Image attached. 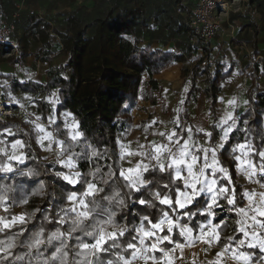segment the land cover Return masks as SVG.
I'll return each mask as SVG.
<instances>
[{"label": "trees", "instance_id": "1", "mask_svg": "<svg viewBox=\"0 0 264 264\" xmlns=\"http://www.w3.org/2000/svg\"><path fill=\"white\" fill-rule=\"evenodd\" d=\"M248 1L250 5L263 8V17L261 24L255 20L248 22L246 26L251 33L247 31L242 38L237 37L241 42L247 41L252 50V62L247 63L248 68L251 67L247 107L236 117V129L230 134L228 144L218 152L222 165L228 168L233 178V186L238 189V200L239 192L245 191V188L239 180L231 146L237 142L250 141L256 150H264V86L260 88L258 79L260 76L264 79V62H261L263 65L260 67L259 60L253 61L260 55L258 33L264 30V0ZM20 2L22 0H0V17L9 18L14 13L18 14L17 29L9 38L14 44L0 42V62L23 64L35 46L34 55L46 65L45 79L44 82L33 79L20 81L0 71V77L8 79V84H0V96L8 99V92L40 96L36 99L38 111L43 120L46 118L45 113L53 117V127L59 136H64L62 147L74 161L80 173V183L70 184L63 180L57 173H70L68 169L62 163L41 156L40 147L36 144V129L28 121H0V131L12 128L14 133L9 135V139L19 138L23 142L25 154L22 162L12 164L13 172H0V197L6 195L8 206H18L20 214L27 216V223L17 224L12 229V233L24 229V234L17 238V247L12 250L13 257L28 252L24 246L27 238L41 228L46 234L56 228L68 229V224L56 222L58 214L62 215L61 209L70 206L68 194L79 192L85 181H91L103 189L95 197L99 205L97 211L109 209L115 212L116 221L121 226L126 225L131 229L140 223L143 216H149L150 219L158 217L160 209L165 206L154 201L151 192L168 191L162 187L169 183L167 174L159 171L145 173L152 183L139 192L127 187V181L119 174L121 156L117 138L119 134L127 137L136 127L131 110L138 100L160 105L161 110L164 109V102L161 101L163 85L153 76L172 63L185 62L193 49L200 47L206 55L191 68L190 85L173 118L176 120L179 117L181 129L191 127L195 137L201 134L195 132L188 110L189 104L201 92L208 99V127L214 137L211 143L215 145L219 141L220 129L214 127L219 122L217 108L222 83L231 74L232 68L222 70L217 66L212 69V61L200 66L202 61L209 58L210 51L208 42L202 40L190 23L198 0H190L189 3L184 0H94L91 6L76 4L56 15L35 8H21L18 6ZM146 32L156 33L163 43L171 42V46L154 48L150 43L141 46ZM58 54L63 55L64 59L55 65L53 60ZM187 74L188 69L182 68L181 75ZM196 77H201L203 87L195 81ZM54 92L55 100L52 99ZM45 97L51 100L47 101ZM62 112L70 114L76 121L77 130L82 134L77 140L64 134ZM145 122L142 120L138 126L143 128ZM93 151L97 153L96 156L92 155ZM254 158L259 160L258 157ZM6 161L1 153L0 164ZM220 183L227 184L223 180ZM116 192L120 193L117 199L123 198L125 201L122 207L103 199ZM140 199L152 201L155 207L141 205ZM198 199L200 203L189 206L193 212L204 206V194ZM220 204L214 209L212 222L219 225L221 238L226 241L227 237L237 235V216L225 200H221ZM186 211L181 209L175 216L180 217L181 223H189V226L209 219L197 214L188 221L187 215H184ZM177 231L174 230V234ZM3 238L4 234L0 233V239ZM125 239L121 238L122 245ZM68 244V264H74V260L79 259L74 256L76 240L71 239ZM112 258L107 253L100 254L101 260ZM29 259L25 256L23 261H16L9 257L8 260H0V264H29ZM90 259L95 260V257ZM31 264H37V261L32 259Z\"/></svg>", "mask_w": 264, "mask_h": 264}, {"label": "snow or ice", "instance_id": "2", "mask_svg": "<svg viewBox=\"0 0 264 264\" xmlns=\"http://www.w3.org/2000/svg\"><path fill=\"white\" fill-rule=\"evenodd\" d=\"M234 103V100L229 101V104ZM174 123L176 127L173 130L157 133L162 140L159 143L151 142L147 151H144V145H140V150L135 152L127 151V146L123 144L120 146L121 159L126 155L142 157L134 167L120 170V176L127 181V187L130 189L139 192L152 183L145 177V173L159 171L167 174L169 183L163 184L162 187L168 191L151 192L153 200L165 206L160 209L158 217L150 219L149 216H143L140 223L131 229L126 225L121 226L116 221L115 212L109 209L97 211L99 205L96 204L95 197L103 189L91 181H85L79 192L73 191L68 194L70 206L61 209L62 215L58 214L56 222L60 225L68 224V229L65 231L56 228L46 234L41 228L34 232L27 238L24 246L28 252L24 255L13 257L12 251L17 247V238L24 234V229L15 233H12V229L17 224L27 223L26 214L0 215V233L4 234V238L0 239V253H3L0 260L12 257L16 261H23L25 256H28L29 264L32 259H35L37 264H68V241L75 239L74 256L79 259H75L74 264H175L177 259L183 258L185 247H192L197 241L210 247L213 244H223L212 264H224L226 259L231 260L233 264H264V255H260L254 261V253L245 251L259 249L260 253H264V150H256L250 141L237 142L231 146L237 171L261 189L239 192L238 200V189L233 186V178L218 156L219 150L225 148L230 134L236 129V119L232 113H226L214 126L220 129L219 142L215 145L211 143L214 139L212 132H204L203 128L197 127L195 132L203 133L207 138L206 144H200L194 139L191 127L180 128L179 117ZM37 127L40 132L45 131L39 125ZM68 127L76 129L78 125L73 123ZM9 134L11 135L10 131ZM81 135L79 131L70 133L72 140H77ZM44 139L50 140L51 133H45L41 143ZM11 147L13 150L11 154L4 149L0 151L7 157V161L22 162L23 153L18 149L24 147L23 142L16 140ZM92 155L96 156L97 153L93 151ZM254 156L261 161L259 164L254 161ZM7 161L0 164V172L14 171L13 165ZM65 166L74 167L70 158L65 162ZM57 175L70 184L80 183L79 172L72 174L58 172ZM221 180L227 184H221ZM202 194L204 206L197 208L196 212L191 211L189 206L200 203L198 198H201ZM89 197L92 199L89 200ZM118 197L120 193L116 192L103 199L110 204L115 202L121 207L124 206V199H117ZM221 200L232 206L230 210L237 216L235 229L237 235L227 237L226 241L221 238L219 225L213 224L212 220H208L206 224L196 223L189 226V223H181L180 217L175 216L179 210L187 209L184 215H187L188 221L197 214L213 217L214 209L220 206ZM7 201L6 195L0 197V210L5 213L8 212ZM242 201L246 203H241ZM139 203L155 207L152 201L140 199ZM174 230L178 231L174 234ZM76 233L80 234L74 235ZM125 237L122 245L120 240ZM49 249L51 251H48ZM177 251L180 253L179 256ZM101 253H107L114 258L101 260ZM90 257H95V260Z\"/></svg>", "mask_w": 264, "mask_h": 264}, {"label": "rangeland", "instance_id": "3", "mask_svg": "<svg viewBox=\"0 0 264 264\" xmlns=\"http://www.w3.org/2000/svg\"><path fill=\"white\" fill-rule=\"evenodd\" d=\"M184 2L189 3L190 0H184ZM77 3L81 5L84 4L85 6H90L94 3V0H63L60 3L59 9H61L62 11H66V9H71V7L73 5H76ZM191 4L194 3L192 2ZM203 5L209 17L212 18L213 21H215V25L213 26L214 28L212 27L208 34V36H210V39L207 41L210 51L209 58L210 60H212V69H215L217 66H220L222 70H226L230 67L232 68L231 74L222 83L220 94L221 98L219 100L217 108L219 121L225 116L226 113L229 112L232 113L233 117L236 119L239 113L244 111L247 107V90L249 89L251 82V79H249L248 75L251 67L248 68L247 63L252 62L250 57V53L252 51L250 45L247 41L241 42V39L237 40V37L240 36L242 38V35L245 36V32H250V29L246 26L248 22L255 20L257 23L261 24L263 17V8L250 5L248 0H219L218 2L214 3L213 6H209L208 8L205 7L206 3H204ZM38 9L41 12H47L46 10H44V8L38 7ZM207 9L209 11H207ZM199 19H201V17H199ZM200 24L203 25V23ZM144 41L145 40H143L142 44H140L141 46L146 44ZM168 46H171V42L168 44ZM258 49L260 50L261 54L253 59V61L259 60V64L261 67L263 65L261 62H264V35L259 36ZM205 55V51H203V49H201L200 47L194 48L192 55L181 64V69H188L187 75L182 76L180 73V77L176 74L174 77L175 79H165L162 77L161 79H157L160 84L163 85L161 101L164 102V109L161 110L160 105H152L151 103H149V108H152L153 112L148 113V115H146L147 117L143 119L146 120L144 127L140 128L138 126L140 124V121H136V124H139L134 125L136 127L133 128V130L127 137H123L121 134H119L117 142L119 145L120 156L121 144L127 146V151H139L140 145H144V151H147L151 142L155 141L159 143L162 140V138L157 135V133L169 132L176 127L173 116L176 115L179 103L184 99V94L188 86L190 85L191 68H193L194 64L202 60ZM63 59V55L58 54L54 57L53 64L58 65V63H60ZM31 61H33V59ZM20 71L21 73L18 78V80L20 81L33 79L39 82H44L45 70L41 66L33 67L31 65L28 69H20ZM161 74H165L167 76L172 75L168 70L165 73L163 70ZM258 79L260 88H263L264 79L261 76ZM7 81L8 79L6 77H0L1 85ZM195 81H197V83L201 87L204 86L203 82L201 81V77H196ZM198 95V98L195 101H192V103H190L188 106L190 120L196 128L200 127L204 129V132H209L208 123L210 121V114L208 110V99L201 92H199ZM39 98L40 96H32L30 94L28 95L22 92H17L14 94L8 92V100H10L16 106L14 116L8 120L17 119L19 121H28L31 127L33 129H36V144H38V146L40 147L41 156L45 159L56 161L59 164L62 163L65 166V162L70 158L69 155L64 148V152H61L60 154L55 151L56 147L60 145L63 146L61 140L64 138V136H59L58 132L53 127L54 119L52 116H49L47 113H45L46 118L45 120H43L42 114H40L37 108L36 99ZM55 98L56 93L54 92L52 99L55 100ZM45 99L47 101L51 100L50 97H45ZM232 100H234L235 103L229 104V101ZM20 107H22L24 111L20 110ZM133 109H136L140 112L146 111L145 107L140 104L139 100L137 101V104L135 107H133ZM61 114L64 118V124L62 125L65 131L64 134L71 138L70 133L78 130L77 128H70L68 127V125H71L73 123L76 124V121L73 120L71 115L67 114L66 112H62ZM153 121H155L154 124L152 123ZM229 123H231V121H229ZM37 125L42 127L45 131L43 133L40 132ZM9 131L11 132V135L14 133V130H12V128L10 127L2 129L0 131V149H4L9 154H11V152L13 151L11 147L12 144L16 140L20 139L16 138L10 140ZM45 133H51V139H44L41 143V138L45 135ZM193 137L200 144L207 143V138L203 135V133L196 135V137L193 134ZM18 151L23 153L24 158L25 154L23 148L18 149ZM1 153L3 152L0 151V154ZM5 158L7 159L6 156ZM141 159L142 157L138 155H126L125 158L121 159L120 161L121 169L132 168ZM253 159L257 164L261 162L260 160H255L254 157ZM8 162L13 164L16 161ZM72 162L74 164V167L68 168L65 166L70 173L64 174H72L77 172L75 163L73 160ZM145 162L147 161L145 160ZM238 176L240 181L245 184V190L256 191V188L259 189V191L261 190L256 183H253L239 171ZM256 178L258 179L259 177ZM13 214H20L18 206H8L7 213L0 210V215L10 216ZM208 220H212V217H209ZM208 220L201 224H206ZM195 234L196 233H194V235ZM200 244L201 243L197 241L194 246L185 247L183 258L177 259L175 264H193V261L195 262V264L213 262L216 260V253L223 247L219 246V244H213L211 247L204 244V246H202V248L200 249ZM179 255L180 253L179 251H177V256ZM224 264H229L227 259L224 261Z\"/></svg>", "mask_w": 264, "mask_h": 264}, {"label": "crops", "instance_id": "4", "mask_svg": "<svg viewBox=\"0 0 264 264\" xmlns=\"http://www.w3.org/2000/svg\"><path fill=\"white\" fill-rule=\"evenodd\" d=\"M61 1H63V0H22V2H20V4L18 6H21V8H25V9H27V8H36V9H38V7H41V8H44V10H46L47 13H49L51 15H56V13L62 11L61 9H59ZM40 4H41V6H40ZM78 5H81V4H78ZM82 6H85V5L82 4ZM66 7H68V6H66ZM258 35L259 36L264 35V30L259 32ZM259 36H258V40H259ZM143 40H145L144 41L145 43H150L151 46L154 47V48H156V47H158V48H161V47L162 48H166L168 46V43H163L161 41V39H159V37L156 36V33L153 35V33L146 32L144 37H143ZM36 49L37 48H35V46L32 47V52L28 55L27 59L25 60V62L23 64H16L15 63L14 65H10L7 62H0V71L2 73L11 74V75L15 76L16 78H19V75L21 73L20 69H22V70L25 69V68L28 69L29 66H31V65L33 67L34 66H36V67L37 66H41L45 70L46 65L44 63L40 62V60L37 59L36 56L34 55L35 52H36ZM260 54H261V52H260ZM32 59H33V61H31ZM181 64H182V62L172 63V64L166 66L165 68H163L159 74H156L153 77L155 79H161V77L165 78V79H175L174 78L175 75L177 74L179 76L180 73H181L180 72L181 71ZM163 70L170 71V73L172 75L171 76H167L165 74H161ZM140 104L145 107L146 111H142V112H140L138 110H136V111L138 112L139 117L143 120V119H145L147 117L146 115H148V112L149 113L153 112V110H151L152 108H149V105H148L149 102L148 101L147 102L140 101ZM149 110H151V111H149ZM243 186H244V188L246 187L244 183H243ZM255 190L259 191V189H257V188ZM244 203H246V201H244ZM205 245L207 246V244H205ZM245 251H250V252L254 253V255H253V260L254 261L256 259H258V257L260 255H264V253H260L259 249H255V250L251 249V250H245ZM228 263L232 264L233 262L231 260H228ZM204 264H207V263L204 262Z\"/></svg>", "mask_w": 264, "mask_h": 264}, {"label": "built area", "instance_id": "5", "mask_svg": "<svg viewBox=\"0 0 264 264\" xmlns=\"http://www.w3.org/2000/svg\"><path fill=\"white\" fill-rule=\"evenodd\" d=\"M219 0H198V3L196 5V8L194 9V16L191 19L190 23L195 28L196 32L201 36L204 42H207L210 39V36H208L209 31L211 28L215 25V21L212 20V18L209 17L208 13L205 11L204 3H206L205 7L213 6L214 3L218 2ZM207 11H209L207 9ZM34 13V11H31ZM37 14V13H34ZM40 13H38L39 15ZM17 17L18 14L14 13L9 18L0 17V42H9L11 45L14 44V42H10L9 38L11 35L16 31L17 29ZM201 17V19H199ZM200 23H203L200 24ZM203 26V27H202ZM214 28V27H213ZM173 51V49H172ZM210 58L207 60H204L200 63V66H203L205 62H211ZM4 84H8V82H4ZM0 94H1V88H0ZM15 105L8 99H3L0 96V121H5L14 116L15 111ZM20 110L24 111L22 107H20ZM153 110V109H151ZM149 110V111H151ZM131 115L133 117V124L138 125L142 119L139 117L138 112L136 109L131 110ZM149 113V112H148ZM27 115V114H26ZM136 121H140L138 124H136ZM55 151L57 153L63 152L62 145L55 148ZM230 219V218H229ZM231 229V227H230ZM234 231V230H233ZM201 243V242H200ZM202 246H204V243H201L199 248L201 249Z\"/></svg>", "mask_w": 264, "mask_h": 264}]
</instances>
